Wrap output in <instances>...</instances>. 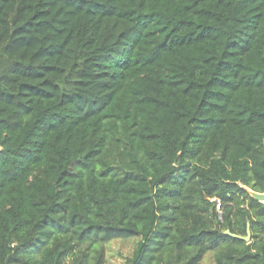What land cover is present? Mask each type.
Returning <instances> with one entry per match:
<instances>
[{"label": "trees", "instance_id": "16d2710c", "mask_svg": "<svg viewBox=\"0 0 264 264\" xmlns=\"http://www.w3.org/2000/svg\"><path fill=\"white\" fill-rule=\"evenodd\" d=\"M0 146V264H264V0H0Z\"/></svg>", "mask_w": 264, "mask_h": 264}, {"label": "rangeland", "instance_id": "374dc122", "mask_svg": "<svg viewBox=\"0 0 264 264\" xmlns=\"http://www.w3.org/2000/svg\"><path fill=\"white\" fill-rule=\"evenodd\" d=\"M138 239V237L116 239L108 243L105 247L106 264H126L127 259L132 255L136 247ZM89 249L85 245H78L72 254L64 258L62 264H78L83 261L87 262V264H92L88 255L90 253ZM203 264H215L213 251L206 254Z\"/></svg>", "mask_w": 264, "mask_h": 264}, {"label": "water", "instance_id": "95a60500", "mask_svg": "<svg viewBox=\"0 0 264 264\" xmlns=\"http://www.w3.org/2000/svg\"><path fill=\"white\" fill-rule=\"evenodd\" d=\"M1 149H2V147L0 146V150ZM248 190H249V192H250V194H251L252 197H254L257 201L264 203V191H262V192L255 191V190H253L251 188H248ZM225 232L227 234H230L231 233V231L229 229H227ZM231 234L233 236H235V237L243 238V239H245L247 241H250V238H251V233H250V230L249 229H248V235H246V236H241V235L236 234V233H231Z\"/></svg>", "mask_w": 264, "mask_h": 264}, {"label": "built area", "instance_id": "2783aa9c", "mask_svg": "<svg viewBox=\"0 0 264 264\" xmlns=\"http://www.w3.org/2000/svg\"><path fill=\"white\" fill-rule=\"evenodd\" d=\"M218 201H220V200H218Z\"/></svg>", "mask_w": 264, "mask_h": 264}]
</instances>
